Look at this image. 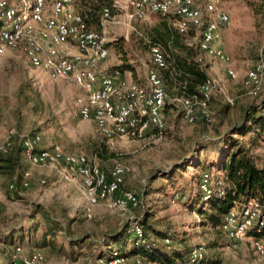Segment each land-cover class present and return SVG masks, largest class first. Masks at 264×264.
<instances>
[{
    "label": "rangeland",
    "instance_id": "374dc122",
    "mask_svg": "<svg viewBox=\"0 0 264 264\" xmlns=\"http://www.w3.org/2000/svg\"><path fill=\"white\" fill-rule=\"evenodd\" d=\"M8 1L16 4L18 0ZM198 2L201 5L211 3L229 17V24L222 30V48L230 58L228 65L215 63L198 49V31L191 30L179 36L171 17L149 14L142 20L130 19L129 0L114 3L116 7L107 27V32L114 39L113 44H117L120 51H126L133 58L138 56L149 64L150 69H154L150 55L151 42L159 43L167 61L181 54L179 50L184 46L192 52L196 51L206 67L217 65L219 77L210 76L216 83L209 103L210 122H203L199 118L195 124L186 123L180 103L174 99L175 95L167 92L165 105L170 109L164 114L165 129L163 137L159 139L146 135L139 140H108L97 133L91 122L83 121L77 115L74 102L81 90L74 83L49 80L43 72L29 65L20 49H10L0 55V147L11 131L19 136L40 134V146H44V149L58 145L66 154L84 155L90 164L106 173L114 166H121L125 169L122 191L133 192L139 200V208L129 215L121 216L99 206L94 209L92 218L86 219L81 190L73 192L69 188L70 182L62 180L56 168L31 167L23 158L21 169L30 174L27 188L18 186L15 193L9 192L6 180L0 177V189L4 188V194L8 193L11 201L5 206L0 204V264H11L14 251L4 247L3 233L10 227L19 230L27 226L36 205L44 206L61 221L64 216L75 219L71 230L78 238L89 233L100 242L103 235L112 234L130 224L128 218L142 220L144 214H150L159 229L170 233L169 245L158 242L167 250H181L184 246L188 250L202 247L206 261L212 264H264V257L254 252L249 237L229 241L220 230L223 217L220 226L213 228L203 224V217L192 209L199 193L197 178L209 173L223 181L221 168L229 152L226 135L234 125L241 123L243 113L249 106L255 107L264 98V90L256 98H251L241 85L245 73L255 63L254 57L259 56L264 45V9L256 13L252 9V6L257 7L255 0ZM166 30L178 35L180 48L167 47L159 41L160 34ZM228 68L237 73L236 80L229 78ZM227 99L233 101L232 105L227 103ZM249 138L251 136L246 140ZM256 140L257 146L251 150V154L254 159L264 160V134ZM178 165L182 169L174 174L175 182L170 183L166 179L149 182L152 175L160 178L172 175L170 173ZM192 165L194 168H191ZM6 208L11 219L2 215V210ZM233 208H240V204ZM37 219L43 228L42 220L39 216ZM42 233L39 231L31 239L25 235L22 240L23 244L29 242L32 250L43 254L41 264H91L89 261L107 256L110 252L101 246L96 250L85 247L90 251L83 248V254H77L74 258L63 234L52 244L48 238L42 244ZM123 249L127 251L125 247ZM29 253L21 251L17 256Z\"/></svg>",
    "mask_w": 264,
    "mask_h": 264
},
{
    "label": "built area",
    "instance_id": "2783aa9c",
    "mask_svg": "<svg viewBox=\"0 0 264 264\" xmlns=\"http://www.w3.org/2000/svg\"><path fill=\"white\" fill-rule=\"evenodd\" d=\"M129 6L130 19L142 20L149 14H159L171 17L181 35L191 30L198 31V49L215 63H230V58L222 48V30L229 24V17L213 4L201 5L197 0H129ZM113 7L116 6L113 4ZM111 15L109 9H104L99 30H94L75 11L74 0H18L16 4L0 0V55L10 49H20L29 65L43 72L49 80L74 83L81 90L74 102L77 115L81 120L91 122L97 133L108 140H139L146 135L162 138L167 95L159 71L167 68L165 54L159 45H151L154 69L148 70L146 84L131 83L125 89L122 88L125 85L119 86L117 82L121 74L118 71L108 74V70L100 67L109 56L105 30ZM67 45L75 47L77 53L69 54ZM227 74L230 79H237V73L232 69L228 68ZM263 80L264 45L258 60L245 73L241 85L248 96L256 98L264 90ZM215 84V80L208 77L200 87L198 96L175 99L181 105L186 123L195 124L198 115L210 122L209 103ZM227 103L232 105L233 101L227 99ZM15 134L14 131L9 133L0 152H6L10 145L9 137ZM20 139L24 157L31 167L56 168L60 178L67 182L72 180L74 174L78 177L85 201L83 214L86 219H91L94 209L99 206L121 216L129 215L139 208L136 194L121 189L125 175V169L121 166H114L106 173L90 164L86 156L66 154L58 145L40 148V134L24 135ZM29 177L28 171L22 174L19 181L21 188L29 186ZM221 185L222 182L216 181L211 174H203L199 182L202 203H207L216 194L223 196ZM17 186L14 178L9 190L14 192ZM128 220L132 241L137 246L144 241L143 232L133 217ZM263 223L264 216L261 215L258 202L248 200L240 204V208H232L223 216L220 230L229 241L249 237L254 252L264 257V235L248 236L250 230L259 229ZM163 242L166 245L170 243L169 239ZM19 252L21 247L16 246L11 264H41L44 261L43 254L38 250H31L24 256H17ZM91 264L145 263L138 255L123 256L118 249L113 248L107 256L96 257ZM184 264L212 263L206 261L203 248L198 247L191 249Z\"/></svg>",
    "mask_w": 264,
    "mask_h": 264
},
{
    "label": "trees",
    "instance_id": "16d2710c",
    "mask_svg": "<svg viewBox=\"0 0 264 264\" xmlns=\"http://www.w3.org/2000/svg\"><path fill=\"white\" fill-rule=\"evenodd\" d=\"M255 1H257V7L252 6V9H255L256 13H260L259 9H264V0ZM74 3L77 7L76 12L81 16L87 26L94 30H99L100 18L104 9H109L111 14H113L115 10L113 7L114 0H74ZM176 33L179 36H183L179 34L177 30ZM177 34H172L166 30L160 34L159 41L167 47L168 45H172L173 47L180 48L181 46L178 42ZM150 44L159 45V43L152 44V42ZM179 52H181V54L175 55L170 61L166 59L167 68L159 71V76L163 81L166 95L167 92H172V94L178 98L181 96H198L200 87L208 78V67L203 65L202 60L199 61L200 57L196 51L192 52L190 48H185L183 46ZM254 58L256 59L254 62H256L259 56ZM124 67L126 66L113 67L108 70V74L113 73V71H118L121 74ZM169 109L170 106L165 105L163 114H165V112L167 113ZM199 118L201 121H205L200 115H198V119ZM262 134H264V98L260 104L255 107L249 106L243 113L241 123L239 125H234L226 135V147L229 152L221 168L224 174L223 181L214 178L216 181L222 182L221 187L224 190L223 196L216 194L207 203H202V197L199 191L200 195L198 193L197 199H194L195 205L192 209L203 217V224L217 228L220 226L221 218L230 209L236 204H242L248 200H256L260 206L261 215L264 216V166H257L251 154V150L255 149L257 146V144H255L257 137L260 138ZM248 136H251V138L246 140ZM9 143L10 145L6 149V152H0V173L1 176L5 177L7 191L12 192L9 190L10 183L16 178L18 185L24 173L21 169L24 149L21 145L20 136L17 133L9 137ZM191 168H194V165H192ZM180 169H182V167L178 165L174 171L170 173L172 175L169 176L167 174L162 178L152 175L149 178V182L153 183L158 179H166L170 183H172V181L175 182V179L173 180L174 174ZM200 179L201 177L199 176L196 180L198 186ZM3 187H5V185ZM197 190H199V188ZM7 195L9 194L7 193ZM149 215L150 214H144L142 220H135L137 226L142 230L144 238V241L136 246L132 241L130 224L122 226L112 234L103 235L100 242L95 240L89 233L78 238L71 230L72 225L76 222L75 219L64 216L62 222L61 219L55 217L52 212L44 206L36 205L31 211L27 226L19 230L14 228L10 229L8 234L4 236V243L13 245V242L16 240L22 241L25 235L31 239L33 236H36L39 231H42V236H40L42 244L45 243V239L47 238L50 239L49 242L52 244L58 236L63 234L68 241L72 255H75L74 258L77 254L81 256L84 250L90 251L89 248V250L86 249L87 247L96 250L101 246L103 249L108 250V252L112 248L118 249L121 255L127 257L138 255L148 263L163 262L166 264H184L187 262L191 249L188 250L187 247L184 246L181 250H167L165 246L162 247L158 245L159 241L163 242L166 239H170V233L168 230L159 229V225H156L155 221L152 220ZM38 216L44 224L43 228L41 227V222L37 219ZM248 235L254 237L263 236L264 223L259 229L254 228L250 230ZM126 244L128 248H126ZM123 247H125V251L127 250L126 252H124V249L122 251ZM83 248L85 249L83 250Z\"/></svg>",
    "mask_w": 264,
    "mask_h": 264
},
{
    "label": "crops",
    "instance_id": "0c3cea01",
    "mask_svg": "<svg viewBox=\"0 0 264 264\" xmlns=\"http://www.w3.org/2000/svg\"><path fill=\"white\" fill-rule=\"evenodd\" d=\"M120 1L127 2L128 0H120ZM120 1L114 0L115 3H120ZM74 9H75V11L77 9L75 3H74ZM110 36L111 35L107 32V30H105V37L107 38V41H108L107 48L109 49V56L101 64L100 67L104 70H109L113 67H119L122 65L126 66V67H124L123 71L121 72L120 78L117 82L119 84V86H122V84L125 85L124 87H122L124 89L128 84H131V83H137L140 85H145L147 82V72L150 69L149 64H147L145 61L139 59L138 56L133 58V57H130L126 53V51H124V50L120 51L118 49V45L113 44L114 39ZM66 49L68 50L69 54H76L77 53V50L72 45H67ZM210 65H211V67L207 68L208 77H210L211 75H215L218 78L219 77L218 69H216L217 65L216 64H214V65L210 64ZM212 66H214V67H212ZM177 98L178 97L175 96L174 99H177ZM40 148L44 149V146H40ZM263 161H264L263 158H255V163L259 167H263V165H264ZM4 179H5V177H4ZM69 182H70L69 188L73 192H77L78 190L80 191L79 179L75 174L73 175L72 180H70ZM18 186H19V184H18ZM18 186H17V188H18ZM19 188H21V187L19 186ZM4 192H5L4 188L0 189V204L2 206H5L11 202L8 199V197H10V196L7 195L6 193L4 194ZM186 198H188V196ZM187 204H188V202H187ZM2 212L4 213L2 215H7V217H9L10 219L12 218L11 214H9L10 212H7V208L5 209V211L2 210ZM11 228H13V227L6 229V231L3 233L4 236L8 234V232L10 231ZM3 245H4V247H8L9 249H13V250L16 246L20 245V246H22L21 251H24L25 253H29L33 247V246L32 247L29 246V242H28V244H23L22 241H18V240L13 242V245L5 244L3 241ZM89 263H91V261H89Z\"/></svg>",
    "mask_w": 264,
    "mask_h": 264
}]
</instances>
